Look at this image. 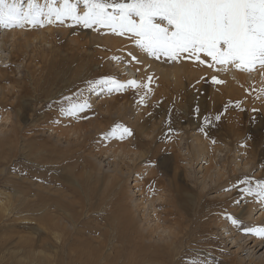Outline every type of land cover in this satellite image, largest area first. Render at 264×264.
Instances as JSON below:
<instances>
[{
	"label": "rangeland",
	"instance_id": "obj_1",
	"mask_svg": "<svg viewBox=\"0 0 264 264\" xmlns=\"http://www.w3.org/2000/svg\"><path fill=\"white\" fill-rule=\"evenodd\" d=\"M38 1L41 4L44 3V0ZM79 10L82 12L83 7L81 6ZM67 23L69 25L67 31L68 35L60 37V34H56L57 39L60 37L62 44L59 48L61 53L57 55L56 58L58 59H54L53 66L55 71L57 70L56 68L62 69L67 66L64 70H68L69 72L66 73L65 76L61 74L62 70L56 73L57 75L55 76L54 86L60 90H65L67 92L66 97L71 96L74 100H87L91 105L90 108H86L87 110H84L85 113L84 111L81 112V115L79 113L80 118H77L76 121L73 120L74 117L70 118L69 116L67 118L71 119L69 120L71 122L73 120V123L76 124L83 123L85 125L88 123V121H93V124H96L97 122L101 123L102 125L106 124V132L111 131L112 127L117 123L129 128V126H126L127 124L117 118L116 114L118 113L113 108L110 110V115L105 114V118H100L97 115V111L93 103L89 101V96L96 87L100 86L92 88L89 86V82L100 80L106 76L120 81L121 75L120 72L114 68L113 64V66L108 65L107 67H102L101 61L96 64L95 61L86 59L87 57L73 59V61H71L69 56L72 55L73 51L70 49L71 42L68 40V37L75 35L83 36L85 33H87V31H90V28H85L82 24H73L70 19H68ZM54 24H57L58 27H62L60 22L53 23V25ZM7 31H10L11 34L14 33L16 36L13 35V37H10V41H8L6 45V50L0 47V64L7 63V56H9V51L13 48L12 46L14 40L19 39L21 37L19 35H22L23 33L22 27H0V38L4 36ZM47 45L48 44L43 45L42 47L44 49H48ZM35 47L37 50L39 49V51L42 49L38 48V44ZM139 51H141L140 48ZM25 55H23V65L27 63L26 61L28 57L31 56L28 54V52L27 55ZM33 58L34 60L29 63L30 68L36 63L35 57ZM34 67H36V65ZM227 67L232 69L237 68L235 65L231 64L227 65ZM18 69V72L14 73L15 77L18 78L26 74L21 65ZM253 69L258 70L257 68ZM253 69L248 70L247 68H237L238 71L248 73V79H253L255 78L254 76L257 77V71L255 70V72H253ZM52 71H54V69H52ZM86 73H89V75H86ZM215 76L216 75L214 74V77ZM217 79L219 78L217 77ZM194 81V83L188 82V80L185 79L182 89H178L173 93H169L167 97L165 94L155 97L143 118L145 122L144 126H146L148 133L146 132L147 134L145 133L144 136H142L143 134L140 135L141 138H139V136L137 137L138 140L144 145L139 147L135 141H129V143H132L131 146L133 151L126 155L122 154L121 152L118 153L116 150L113 153L112 151L115 149V146H111V150L109 149L105 153L99 152L98 154H100V156L97 155L95 158L91 157V154H94V150L97 154V148L100 149L101 145L103 146L101 148H104L105 139L108 141V143L115 142L116 140L126 143L130 138H132L131 136L120 139L119 137L111 135L110 138L109 135L106 136L104 134H98L96 137H91L89 140H86L87 148L85 146L80 151H76L75 155L70 154L71 159L69 160V163L60 159L62 158V155L59 152H63L64 147L66 146L64 142H61L62 136H60V141H57L55 137L52 136V140L50 139L48 142L45 139L48 138L47 135L50 134V132L48 134V131L40 132L41 134L43 133L42 135L40 133L38 134V136H43L45 140H42L41 143L35 142V147L31 146L21 149L20 143L15 141L12 146V150L10 153H8L9 145L4 144L1 146L0 144V192L7 193L9 197L13 195L14 197H12V201H17L18 198L22 197V199L24 198V200L27 202L25 204L27 207L26 209H21L15 213L18 216L14 214L16 218L15 216L11 217V215L3 217V214H0V264H29L30 260H36V251L40 249V229H37L36 227V208L38 203H41L44 200L51 203L56 202L54 204L59 206V208H55L56 214H54V219H64V217L68 219L65 212L72 214L74 218L76 217L75 219H77V227H79L81 239L83 238V241H81L80 238L77 240L76 244H78L80 240L79 244L81 245L80 246L78 244L77 247H81L83 251L91 254L95 251V248L98 247V252H95L97 253L98 258L96 259V257H94L95 260H92L91 264H131L130 261L134 258V261L137 264L140 258L141 260L146 259H142L144 255L142 256V254L140 255L138 252L136 253L132 249L134 244L131 242V240L133 241L134 236L139 234L143 235L146 244L147 242L149 243V240H152L150 241L152 244L149 243L153 248L152 249L149 247L148 251L151 250L150 253H152V251L156 248V251L160 252L161 249L163 250V247H165L164 243L169 239V235L177 233L180 229L179 227H181V230L179 233H177L179 239L176 241L177 245L175 244L177 251L176 249L174 250L177 255H175L173 258L174 263L180 256L184 257L178 264H192L193 260H204L210 262V264H228L230 261V264H239L238 262H235V260L238 259L237 256H239V254L246 258L247 249L244 244H242L241 248L237 252V247L225 237L226 235L220 234L221 230L218 221L220 220V216L219 212H217V208L221 207L223 204L220 200L214 201L215 203H210L214 209L211 208V210L208 211L207 207L204 208V210L208 212L206 217L210 218V220H208L209 222L207 221L208 224H200V222L195 224V222H193L194 202L199 199V196H197L198 192L197 189L194 190L191 186H189V184H192L190 181H186V179L183 178V166L181 165H185L186 161H183L182 158H180L181 156L176 157L175 154L178 152V149L181 150L180 153H186V149L187 151L191 149V140L188 137L190 133L187 132H193V130L194 132H199V134L201 133L200 136L202 138L210 141L212 150L217 149L215 150L214 154L216 159L215 161L218 166L221 165V161L225 160V157L226 166H228L231 162V156H233V154L236 156V159H241L239 148L244 143L249 144L248 148L255 144L252 150L253 153H255L251 159L252 163L249 165L250 167L246 169L245 173H241V176H243L242 181L246 177L251 178L252 186L254 187L256 180L264 179V114L259 110L257 112L251 111V113H249L248 110L243 109L244 107L239 108L235 113L231 114V118L233 117L234 119L239 120V127H237L238 130H236L242 135L238 137L233 133L230 134L228 130V124H226L225 121H221L223 127L219 128L218 130L206 132V130L203 128H205V126L211 122V114L217 113V117H220L224 111L223 108L218 111L220 106H222L218 95L224 93L222 92L219 94L218 88H212L216 82H213V79L208 77V75L206 76L202 73V75L200 74L194 79ZM6 87L10 88L11 84L7 83ZM122 91H127V88H123ZM114 92V90L109 92L106 89L102 92V95L104 96L100 98L104 97L109 99V97H111ZM116 92H121V90ZM57 94L58 97L54 98L55 101H53L59 106L61 101H63L62 98L65 94ZM147 96L151 98L153 94L149 93ZM100 98H96L95 101H97V104H99ZM124 99V97L120 98L119 101H124ZM132 100L136 101L137 95L132 96V98H127L128 103H131ZM20 103H22L23 106L24 104L25 106L28 105L27 109H30L31 103L28 99H23ZM144 103H146V101ZM182 105L185 107V111H183L184 108ZM224 106L225 105H223V107ZM8 111L10 110H0V138L10 136L13 129L15 128V118L13 116L7 117L6 114ZM58 115H61L60 111L57 112V116ZM23 125L25 128L29 125V121L26 118H24ZM260 131L262 132L261 135ZM133 132L134 130H132V134ZM83 133L84 132L81 131V134ZM99 136H102V140ZM257 136L260 137L259 140L254 139V137ZM75 137L76 136L72 135L71 132L69 133V139L71 138L73 140ZM82 138L83 137L79 138L80 143H82ZM170 140L173 146L169 144L171 143L169 142ZM177 140H180V144L178 143V149L175 145V141ZM45 141H47L48 145H41ZM70 143L71 142H69V144ZM225 145H228L232 150L235 149L237 151L233 150L231 155H229L230 151H228V148ZM52 148L54 149L51 151ZM143 148L145 151L141 154V157H139L140 153L137 151H140L141 149L143 150ZM84 149H89L88 152L90 153L87 154L88 152ZM135 151L137 153H135ZM8 154L10 155L9 157H7ZM113 154L116 155L113 157ZM111 156L112 158H110ZM227 156L229 157L227 158ZM129 157L134 160V163H131ZM45 159L52 160L46 161ZM111 159H119L121 162L129 165V171L125 172V174L121 177H114V172L112 171L111 164L109 162ZM75 161H77V163ZM192 165L193 166L190 167V170L194 172V170H196L197 164L192 163ZM42 185L44 187L48 186L52 190L47 193H42V191H40L41 189H44ZM230 186V184L224 186V191L225 189L228 191L230 189H228V187ZM239 186L240 191L238 192V195L240 196L237 198L238 201L236 200L235 203L237 202V204H240V199H244L245 202L243 201L241 204H243L242 206L245 208L247 203L255 201V208L252 214L253 218H256L259 212L258 211L255 213L259 208L257 204L261 200L254 194H249L242 191L243 188L248 187V184L240 183ZM180 187L183 190H180ZM43 191H45V189ZM213 192V190H209L202 195L200 194V201L203 203H206L205 201H207L208 203V198L215 197ZM1 195L2 197L6 196L5 194ZM191 195H193L194 199L191 198ZM39 198L43 200H40ZM215 204L217 208L214 207ZM229 205L232 206V204ZM170 210L174 215L169 213ZM21 211L24 212L22 213ZM230 214L234 218H238L240 221L242 220L240 227L233 225L235 229H241L240 231H242L244 234H247L248 237L253 235L244 231V229L249 227L246 215L241 216L239 212H230ZM211 215H214L213 220ZM18 217H22V219H19ZM215 221L218 222L216 223ZM257 221H259L258 223H261V225H264L263 218L257 217ZM116 222H118L119 225ZM230 222L231 221H229L227 224L229 225ZM171 224L175 226L174 229H170L172 228ZM165 226L167 228L169 227V230H172V234L168 233V231L162 233ZM123 228L126 230V234L125 230L122 231ZM185 231H187V234L182 236L181 233ZM85 232L86 234L90 233L92 235H85ZM134 232H138V234H135ZM191 232L195 233L196 239L188 242V234ZM159 233H162L163 235V242H157L155 240L157 239ZM128 234L130 235V238H132L131 240L128 238ZM133 234L134 236H132ZM167 234L168 236H166ZM70 240H72V237ZM182 240L183 245L181 248H179V242ZM127 242L129 244H127ZM82 244H84V247H82ZM126 245H130L128 249H126ZM152 245H155V248ZM161 245L163 246L160 247ZM90 248H92L94 251H91ZM257 250L258 248H255L253 251L255 257L259 255L264 250V248L259 251ZM51 251L52 249L49 250L47 248V253ZM155 258L157 260L158 256H153V258L149 260H155ZM160 258L161 257H159V260L161 261ZM48 261L49 263L44 262V260H38V263L54 264L53 262H55V264H60L59 260ZM61 261H63L62 264H78L81 260ZM140 261L138 262L139 264Z\"/></svg>",
	"mask_w": 264,
	"mask_h": 264
},
{
	"label": "bare ground",
	"instance_id": "obj_2",
	"mask_svg": "<svg viewBox=\"0 0 264 264\" xmlns=\"http://www.w3.org/2000/svg\"><path fill=\"white\" fill-rule=\"evenodd\" d=\"M25 2H27V0H25ZM38 3L40 2L38 1ZM67 21L68 19H65L64 22L61 23L62 27H58L57 24L53 25V23L51 24L45 23L43 26L26 25L22 27L23 33L22 35H19L21 37L17 40H14V43L12 42L13 48L9 51L10 54L9 56H7L8 57L7 63L0 64V110L9 109L10 111H8L6 114L7 117L13 116L15 118V121H14L15 128L13 129L12 134L10 136L0 138L1 146L4 144L9 145L8 153H10V151L12 150V146L15 143V141H17V143H20L21 149H24L25 147H31V146L35 147L34 146L35 142L41 143L42 140H45V139L48 141L52 138V136H54L57 141H60V136H62L61 142H64L66 146L64 147L63 152H59L62 155L61 156L62 158L60 159L62 161L65 160V162L69 163V160L71 159L70 154L75 155L76 151H80L85 146L87 148V145H86L87 139L89 140V138L91 137H96L98 136V134L110 133V131L106 132L107 131L106 124L102 125L99 122H97L96 124H93V121H88V123L86 122L87 124L85 125L83 123L76 124L73 122L77 120V117H74V118L70 117V118H73L74 120V121L72 120L71 122L69 121L71 119L67 118L69 117L67 115L57 116V112L60 111L61 105L67 104V101L63 100V98L67 96L66 95L67 92L65 90H60L56 88V86H54L55 76L57 75L56 73L60 72L61 70H62L61 74H63L64 76L69 71L64 70L66 69L67 66L62 69L56 68L57 70L55 71V68L53 66V61L57 57V55L61 53V50H59L60 45L62 44L60 37L68 35L67 31H68L69 25ZM56 34H60V37H58V39H57ZM13 35L14 33L11 34L10 31H7V33L0 38V47L6 50L7 49L6 45L8 41H10L9 40L10 37H13ZM68 40L71 42L70 49L73 51L72 55L69 56L71 61H73V59H81V58L87 57L86 59L95 61L96 64L101 61L102 67H107L108 65L113 64L114 68L120 72V75H121L120 82L121 83H126L129 80H135L137 81V85H138L137 87L126 86L127 91H122V90L121 92L115 91L114 92L115 95L113 93L112 96L109 97V99L104 98V97L100 98L104 96L102 95V92L107 89L106 87L100 86V87H96L93 90L92 94L89 96V101L93 103L97 111V115L100 118H105V114L110 115V110L111 108H113L118 113L116 114L117 118L120 121H123L125 124H127L126 126H129L130 129L134 130L133 134L131 135L133 139L130 138L127 142L125 141L126 143L122 141H117V140H116L117 142L115 141V142L108 143V141H106L105 139L104 148H101L103 147L102 145L100 146V149L97 148V154L95 150L94 152L92 151L94 153V154H91L92 158H95V156L97 155L100 156V154H98L99 152H102V153L107 152L111 146H115V149L113 148L114 150L112 151L113 153L116 150L118 151V153L121 152L122 154L126 155L129 152L133 151V148L131 146L132 143H129V141H132V140L135 141V143L138 144L139 147H142L144 144L140 142L137 137L139 136V138H141L140 135L143 134L142 136H144V134L147 132L146 126H144L145 122L143 118H144V114L148 111L155 97L160 96L161 94H165L167 97L169 93H173L177 91L178 89H182L185 79H187L188 82L194 83L195 82L194 79L197 78L200 74L202 75V73L205 74L206 76L208 75V77H211V78H213L215 74L216 79L218 77L220 80L219 79L217 80L220 82L219 83L216 82L217 84L215 83L216 85L214 84L212 88L214 89L218 88L219 94H221L222 92L224 93V94L218 95V98L222 104V106H220L218 111L222 108L224 109V111L222 112V115H220L219 117L220 119H217V115H216L217 113L211 114V122L208 123L205 126V128H203L204 130H206V132L211 131V130H218L219 128L223 127V125L221 124V121H225L226 124H228V130L230 134L233 133L238 137L242 135L239 131H237L238 130L237 127H239V122H238L239 120H236L233 117L231 118V114L235 113L236 110H238L239 108H243V107H244L243 109L248 110L249 113H251V111L257 112L259 110V111H262V113L264 114V67H261L260 65H256L254 67L258 69V70L255 69L258 72V73L256 72L257 77L254 76L256 79L255 78L248 79V73L238 71L237 68L232 69L230 67H227V65L216 64L213 67H208L207 64H201L200 62L192 60V59L181 58L178 61H170L163 56L157 59L153 56L146 54L143 50L139 51V48L136 47L135 42L131 38H129L127 34L118 35V34L113 33L111 29L106 28V27L93 26V28H90V31H87V33H85L83 36L75 35L72 37H68ZM37 44L39 46L38 48H42L41 51H39V49L38 50L36 49L35 46ZM46 44H48L47 45L48 49H44L42 47L43 45H46ZM27 52L31 56L28 57L26 61L27 63L23 65V55L25 54L27 55ZM33 57H35V60H36V63H35L36 67H34L35 66L34 65L33 67L31 66L30 68L29 63H31V61L34 60ZM202 59H205V57L202 56ZM209 63H211L210 58H209ZM20 65L25 70L26 74L24 76H20L17 78L14 76V73L18 72L19 70L18 68ZM52 69H54V71H52ZM255 70L253 72H255ZM86 75H89V73H86ZM149 77H151V80H149ZM7 83L11 84L10 88L6 87ZM57 93L65 94L62 98L63 101H61V104H59V106L56 105L54 102L55 101L54 98L58 97ZM149 93L153 94L151 98L147 96ZM134 95H137V100L136 101L132 100L131 103H128L127 98H132V96ZM98 97L100 98L99 104H97V101H95L96 98ZM123 97L125 98L124 101H119L120 98H123ZM23 99H28L30 101L31 103L30 109H27L28 105L25 106L24 104L23 106L22 103H20L22 102ZM145 101L146 103H144ZM223 105L225 106L223 107ZM183 108H184L183 111H185L184 106ZM80 115H79V118H80ZM24 118H26L29 121V125L26 128L23 125ZM235 130L236 132L234 133ZM43 131H46V132L48 131V134L50 132V134L47 135L49 139L48 138L44 139L43 136H38V134ZM81 131H83L84 133L81 134ZM70 132L72 135L76 136L73 140L71 138H70L71 140L69 139ZM187 133H190L188 137L191 140V144H190L191 149H189L188 151L186 149V153H180L181 150L178 149L179 147L178 143L181 140L180 138L179 141L178 140L175 141L176 148L178 149V152L177 151L176 152L179 153V154L176 153L175 155L176 157L181 156L180 158H182L183 161H186L185 165H181L183 166L182 168L183 169L182 171L184 173L183 178L186 179V181H190V183L192 184L191 185L189 184V186H191L194 190L197 189V192H198L197 196H199V199L194 202V221L193 222H195V224H198L199 222L200 224L207 223V221L210 220V218L206 217L208 212H206L204 208L207 207V210L210 211L211 208H213L212 204L210 203L220 200L223 203L221 207L217 208L216 204L214 205V207L217 208V212H219V216H220V217L218 216L220 218V220H218L219 225H220L219 227L221 230L220 234L226 235L225 237L228 240H230V242H232L234 246L237 247V252L241 248L242 244H244L247 249V257L246 258L242 257V255L239 254V256H237L238 259H236L235 262H238L239 264H264V250L256 257H255V254L253 253L255 248H258L257 251L264 248V238H261L255 235L248 237L247 234H244L242 233V231H240L241 229L240 230L235 229L231 222L229 225L227 224L229 221H231L230 219H228V217L229 216L233 217L230 214V212H234V213L239 212L241 216L246 215V219L249 223L248 228L264 227V225H261V223H258L259 221H257V217L259 218L261 217L264 219V202L259 201L258 204L256 203L257 206H259V208L257 209L255 213H257L258 211L260 212V214L258 212V216L256 218H253V214H252L255 208L254 207L255 201H251L247 203V206H245V208L244 206H242L243 204H241V202H243L244 199L243 200L240 199L241 205L237 204V202L235 203L237 198L240 196L238 195V192L240 191L239 185L243 178V176H241V173L242 172L245 173L246 169L250 167L249 165L252 163L251 159H252L253 154H255L253 153L252 150L255 144L252 147L248 148L249 144L244 143L239 148L241 159L240 158L239 160L236 159L235 158L236 156L233 154V156H231L232 157L231 162L229 161L230 163L228 166H226V157H225V160L221 161V165L218 166L215 161L216 159H215V154H214L215 150L217 149L212 150L210 141L202 138L200 136L201 133L199 134V132H194V130L193 132L189 131ZM261 133L262 132L260 131V135ZM80 137H83L81 140L82 143L79 142ZM99 137L101 139L102 136H99ZM254 139L259 140L260 137L257 136V137H254ZM47 141H45L41 145L43 146H45L46 144L48 145ZM69 142L71 143L69 144ZM169 142H171V140ZM169 144L173 146L172 142ZM226 147L228 148V151H230L229 155H231L232 151L235 150V149L232 150L228 145ZM54 148H52L51 151ZM84 150L88 152L89 149L88 150L84 149ZM136 151L135 153L137 152L140 153L139 157H141V154L144 153L145 149L143 148V150L141 149L140 151H137V152ZM89 153L90 152H88L87 154ZM115 155L116 154H113V157ZM9 156L10 155L8 154L7 157ZM228 157L229 156H227V158ZM110 158H112V156ZM129 159L131 160V163H134V160L132 158L129 157ZM45 160L50 161L52 159H45ZM75 162L77 163V161ZM109 162L111 164L112 171L114 172V177H118V176L121 177L125 174V172L129 171L130 166L121 162V160L119 159L118 160L111 159ZM192 163L197 164L196 170L193 169L194 172L190 170L191 169L190 167L193 166ZM227 184L231 185L230 187H228V189L229 188L230 189L228 191H226L225 189L224 191V188H225L224 186H226ZM44 189L45 191H43ZM44 189H41L40 191H42V193L43 192L47 193L52 190L48 186L44 187ZM180 190H183V189H181L180 187ZM209 190L214 191L213 193L215 194V197L208 198V203L207 201H205L206 203H203L202 201H200V196ZM1 194H5L6 196L4 195L5 197H2ZM191 196H192L191 198L194 199L193 195ZM12 197L14 196L11 195L9 197L7 193L0 192V214H3V217L7 215L8 216L11 215V217L15 216L16 215L15 213H17L21 209L27 208L25 206L27 202L24 200V198L22 199L21 197V198H18L17 201L15 200L12 201ZM40 200H43V199H40ZM54 203L47 202L44 200L41 203H38L37 205V208H36L37 226L36 227L37 229H40V233H39V248L40 249L36 251L37 252L36 260H30L29 264H39L38 260H44V262L46 263L47 262L49 263L48 260H57V261L59 260L60 264H62L63 262L61 260H76V261L81 260L78 264H91L92 260H95L94 257H96V259L98 258L97 253H95V252H98L97 250L98 247L95 248V251L92 248H90L91 251H94L92 254L87 253L86 251H83L81 247H77L80 240L78 244L76 243L79 238L81 239V235H80L79 227H77L78 223H77V219H75L76 217L74 218L72 214H69L68 212L64 211L68 219L66 217H64V219L63 218L54 219L55 218L54 214H56L55 208H59V206ZM229 204H232V206ZM21 212L23 213L24 211H21ZM169 213L171 215H174L171 210L169 211ZM211 216L213 220L214 215H211ZM19 219H22V217ZM172 224H171L172 228L170 229L175 228V226ZM179 228L180 229L178 230L177 233H179L181 230V227ZM124 230L125 229L123 228L122 231ZM167 231L168 233L172 234L171 233L172 230H169V227L167 228L165 226L162 233H165ZM134 233L138 234V232H134ZM162 233H159L157 236V239H155L157 242L158 241L163 242ZM177 233L169 235V239L167 240V242L164 241L165 247H163V250L161 249V251L158 252L156 251L157 250L156 248L152 251V253H150L151 250L148 251L149 247H151L150 244H152L150 243V241L152 240H149L150 244L148 242L146 244V242L144 241L145 238L141 234L137 236H134L133 234L132 235L134 236L133 241L131 240L132 238H130L129 234H128L129 237L128 236L127 237L134 244L132 246V249L136 253L138 252V254L140 255L142 254V256L144 255V257L141 256L142 259H146V260H141V258L139 257L141 260L140 261L138 259L140 261V264H178L179 262L182 261V258L184 256H180L178 259L176 258L177 260L174 263L173 258L175 257V255H177V253H175V250H174L176 249L177 251V248H175V244H176L177 239H179ZM84 234L92 235L90 233L86 234V232ZM125 234H126V230H125ZM181 234L182 236H184L185 234H187V231L182 232ZM166 236H168V234ZM71 237H72V240H70ZM194 239H196V235L195 233L191 232L188 234V240L187 239L185 240L190 242ZM124 240H128V239H124ZM81 241H83V238L81 239ZM128 242L127 244H129ZM179 243H180L179 244L180 247L179 246L178 247L181 248L183 245V240ZM82 245H83L82 247H84V244ZM155 245H152V246H154L155 248ZM163 245H161L160 247H162ZM129 246L126 245V249H128ZM47 248L49 250L52 249V251L47 253ZM156 255L158 256L157 260L156 258L155 260H149V259H152L153 256L155 257ZM159 257H161L160 259L162 262L159 260ZM134 260L135 258L132 259L130 263L136 264ZM138 262L137 264H139ZM53 263L55 264V262ZM230 263L231 261L228 264Z\"/></svg>",
	"mask_w": 264,
	"mask_h": 264
},
{
	"label": "snow or ice",
	"instance_id": "obj_3",
	"mask_svg": "<svg viewBox=\"0 0 264 264\" xmlns=\"http://www.w3.org/2000/svg\"><path fill=\"white\" fill-rule=\"evenodd\" d=\"M65 19L85 28L106 27L115 34H127L137 47L157 59H192L208 67H264V0H44L43 4L38 0H0V27L43 26ZM89 86H103L111 92L138 85L135 80L121 83L103 77L90 81ZM63 100L68 103L61 105V115L79 118V113L91 107L87 100L71 96ZM104 135L123 139L131 136L132 130L117 123ZM241 183L248 184L242 191L264 202V179L256 180L254 187L248 177ZM228 219L236 227L242 224L238 218ZM244 231L264 238V227ZM192 264L210 262L193 260Z\"/></svg>",
	"mask_w": 264,
	"mask_h": 264
}]
</instances>
